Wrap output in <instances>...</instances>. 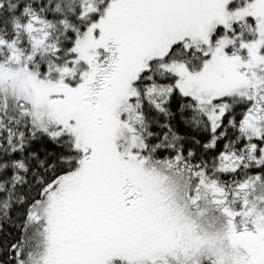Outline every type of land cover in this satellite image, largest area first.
Instances as JSON below:
<instances>
[{
  "label": "snow or ice",
  "instance_id": "obj_1",
  "mask_svg": "<svg viewBox=\"0 0 264 264\" xmlns=\"http://www.w3.org/2000/svg\"><path fill=\"white\" fill-rule=\"evenodd\" d=\"M0 264H264V0H0Z\"/></svg>",
  "mask_w": 264,
  "mask_h": 264
}]
</instances>
